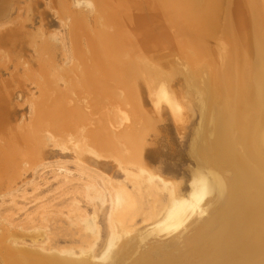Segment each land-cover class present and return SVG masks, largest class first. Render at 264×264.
Segmentation results:
<instances>
[{"label": "bare ground", "instance_id": "bare-ground-1", "mask_svg": "<svg viewBox=\"0 0 264 264\" xmlns=\"http://www.w3.org/2000/svg\"><path fill=\"white\" fill-rule=\"evenodd\" d=\"M50 2L67 23V48L52 36L26 34L25 18L11 15L17 2L0 0V68L13 67L0 87V264H264V0H77L92 5L91 14L69 0ZM59 56L72 64L62 66ZM176 57L187 64L188 84L203 94L204 124L192 143L200 169L185 191L176 182L159 186L148 171L150 121L139 98L148 85L156 106L167 103L182 117ZM27 82L38 96L27 99ZM19 96L31 115L14 125ZM120 108L129 123L116 128ZM47 144L74 146L82 160L85 151L112 156L125 171L127 180L110 182L106 242L95 245L83 232L79 252L75 245L43 253L7 244L18 226L13 212L1 215L2 204L28 171L45 168ZM83 171L85 186L70 183L65 193L77 199L80 189L94 215L89 206L88 214L78 212L77 231L95 228L98 237L97 205L108 199L95 175ZM140 221L154 227L137 235Z\"/></svg>", "mask_w": 264, "mask_h": 264}, {"label": "rangeland", "instance_id": "rangeland-1", "mask_svg": "<svg viewBox=\"0 0 264 264\" xmlns=\"http://www.w3.org/2000/svg\"><path fill=\"white\" fill-rule=\"evenodd\" d=\"M15 1L17 2V6L14 5L16 10L13 9L14 14L11 13V15L15 17L19 14L22 17H17L19 20L25 18L22 21L25 23V26L28 27H25V30L28 29L26 34L27 32H31L32 35L31 33H28L31 36H38L39 34V36H41L42 34L43 36H46H41V38L49 37L48 39L52 36L54 39L51 41L54 43L56 42V44L64 43L61 46L66 45L68 47L66 39L67 23L65 24V21H61L58 17V10L53 6L50 0H37V2L36 0ZM48 1V4L51 7L48 6ZM69 1L70 5H72L71 7H74L73 9H78L80 7L79 9L90 10L89 13H93L92 5H86L83 2L78 3L77 0H73L74 2H72V0ZM73 4L75 6H73ZM21 5L25 8L23 9L24 11L21 9ZM28 5H30L31 10ZM26 6H28L27 11ZM84 7L85 9H83ZM19 9L23 12H18ZM52 9L55 11H52ZM25 11L27 13L29 11L30 13H28L27 17H25L27 15ZM42 12L45 13V16H43L44 14ZM30 15H33L31 16L32 18ZM40 15L41 17H39ZM15 18H13L10 25L15 23ZM27 18H30L32 23H30ZM46 22L47 24L45 25ZM42 25L44 28H42ZM1 28L3 27L0 26V30ZM38 29H41V32L38 31ZM42 29L49 32L46 34L45 31L42 32ZM36 31L39 34H35ZM35 38L39 39V37ZM66 46L65 48H67ZM27 51L30 52H28L29 54L25 52V56L28 55V57H30V54L32 55L33 51L30 49H27ZM58 58L60 59H57L59 61L58 63L62 66L67 67L72 64L69 57L59 56ZM175 62L174 84L172 83V80L170 85L173 84L176 86V89L174 90L176 94L174 95L179 99L176 98L182 109V117L179 119L176 118L172 110L168 108L170 106L167 103L162 102L156 106L154 102V94L149 91L148 85L140 86L139 98L141 100V105L147 111L150 121V127L147 132L144 147L146 161L148 162L147 167H149V170H147L154 175L153 179L159 186H162V182L165 181H170L171 183L176 182L179 183L185 191L190 188L193 174L197 173L200 169L196 162V158L193 157L192 143L195 140L197 133H199L202 124H204L203 94L198 92L195 89L197 87L192 85L190 81L188 84L185 77V74L188 72L187 64L183 62L180 57H176ZM3 70L4 71L0 68V87H3L2 85H4L9 79L10 74L13 72V67L9 70ZM21 70L19 71L21 73H19L20 75L23 74ZM159 72L161 77L167 76L162 70ZM204 78L205 74L196 77L197 85H202L204 83ZM30 84L31 83L27 82L26 85L29 86H24L26 88L24 89V93H26L27 99H30L32 96H38V89H36L34 84H31L32 86ZM173 85L170 87L171 89L173 88ZM28 92L29 94H27ZM17 98L16 101L19 105L22 104V106L19 107V112L17 114L18 119L11 121V124L14 125L19 124L21 121L20 119L24 116L26 118L31 115V110L29 109L30 105L28 102H25L26 97L20 98L19 96ZM122 110L124 109L120 108L115 110L116 128H121L124 124L129 123V120L123 121L125 120L123 118L124 112L129 114L128 110L121 112ZM128 119H130V115ZM180 119L183 120L181 121ZM23 122L24 121L22 120L21 123ZM55 146L51 144H47L46 146L47 155L46 159L43 160V162H46L45 168L41 166L34 171H28L25 177L17 183V186L13 190V196H6V201L2 204V207L3 205L7 206H4L5 210L2 211L1 215L5 216L13 212L14 216L10 221L15 224V226H18L15 228L17 229L16 232H18V235L15 236V242L12 238H9L7 240L8 242L6 241L12 248H23L27 250L41 251L43 253H59V249L62 247L69 248L75 245V249L79 252L78 244H80V242L77 238H79L80 234L83 235V232H88L89 239L93 240L95 245L97 242H101V239L106 242L109 237L110 228L108 225V215L110 213V199L108 198V190L111 181L118 182L127 180L125 171L112 156L99 155L97 157L93 153L85 151L84 153L87 157L85 160H82L76 157L74 146H67L68 148H63V150L60 145ZM83 170L95 175L99 186L106 191L105 200L108 199L103 206H101L100 202L98 203L99 205H97L98 209L96 210H98V217L96 218V225L100 228V235L98 237H96L98 233L95 228L90 229L89 231H77L80 227V224L77 222L78 219L75 217L77 214H88L89 212L90 216L94 215V208L86 203V199L83 200V193L78 191L85 186V181L87 180V177H89ZM147 170L146 172H148ZM70 183L77 184L80 187V189L77 188V190L75 188L76 190H74L77 192V199H73L74 192L65 193L67 186ZM129 187L132 188L130 185ZM12 198L14 199V202ZM62 198L67 199L62 201ZM87 206L90 207L88 212L86 210ZM105 206H107L106 210L104 209ZM73 210L74 212H72ZM42 215L45 218L44 220L42 219ZM150 223V221L147 223H142L141 221L137 223L134 226L137 235H144L151 231L154 224ZM73 237H76V241H70ZM103 245L104 244H101L99 251L104 249ZM84 246L87 247V245ZM102 252L97 255L100 256Z\"/></svg>", "mask_w": 264, "mask_h": 264}]
</instances>
